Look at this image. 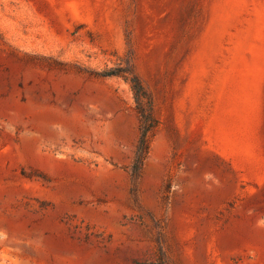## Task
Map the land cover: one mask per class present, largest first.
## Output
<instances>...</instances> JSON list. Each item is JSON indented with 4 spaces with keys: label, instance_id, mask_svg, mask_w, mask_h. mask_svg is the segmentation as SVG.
Segmentation results:
<instances>
[{
    "label": "rangeland",
    "instance_id": "obj_1",
    "mask_svg": "<svg viewBox=\"0 0 264 264\" xmlns=\"http://www.w3.org/2000/svg\"><path fill=\"white\" fill-rule=\"evenodd\" d=\"M0 264H264V0H0Z\"/></svg>",
    "mask_w": 264,
    "mask_h": 264
},
{
    "label": "trees",
    "instance_id": "obj_2",
    "mask_svg": "<svg viewBox=\"0 0 264 264\" xmlns=\"http://www.w3.org/2000/svg\"><path fill=\"white\" fill-rule=\"evenodd\" d=\"M101 76L123 75L129 81L136 101V109L141 120V135L136 148L132 172L139 175L148 155L151 138L158 126L159 120L154 111V101L138 75L126 68L116 67L100 72Z\"/></svg>",
    "mask_w": 264,
    "mask_h": 264
}]
</instances>
